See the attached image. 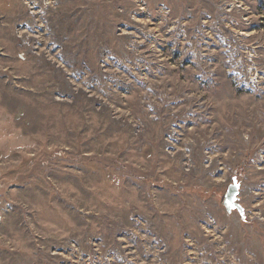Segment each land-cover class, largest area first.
<instances>
[{
    "label": "rangeland",
    "instance_id": "rangeland-1",
    "mask_svg": "<svg viewBox=\"0 0 264 264\" xmlns=\"http://www.w3.org/2000/svg\"><path fill=\"white\" fill-rule=\"evenodd\" d=\"M0 264H264V0H0Z\"/></svg>",
    "mask_w": 264,
    "mask_h": 264
},
{
    "label": "water",
    "instance_id": "water-1",
    "mask_svg": "<svg viewBox=\"0 0 264 264\" xmlns=\"http://www.w3.org/2000/svg\"><path fill=\"white\" fill-rule=\"evenodd\" d=\"M238 194L239 188L237 183L235 182L234 184L230 185L227 190L226 196L224 198V206L229 212L237 210L240 214H243L244 209L238 202Z\"/></svg>",
    "mask_w": 264,
    "mask_h": 264
}]
</instances>
